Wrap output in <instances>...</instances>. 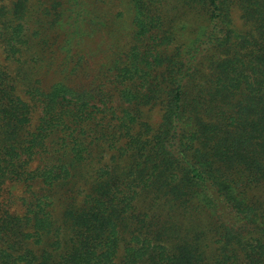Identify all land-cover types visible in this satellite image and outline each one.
I'll return each instance as SVG.
<instances>
[{
    "label": "trees",
    "instance_id": "trees-1",
    "mask_svg": "<svg viewBox=\"0 0 264 264\" xmlns=\"http://www.w3.org/2000/svg\"><path fill=\"white\" fill-rule=\"evenodd\" d=\"M46 1L47 24L28 32L33 1L0 0L8 56L28 64L50 30L82 64L104 18L89 28L86 0ZM130 1L126 49L112 35L89 86L20 89L0 60V264H264V0ZM93 154V186L61 226L30 189L74 178ZM11 182L32 193L22 214L4 207Z\"/></svg>",
    "mask_w": 264,
    "mask_h": 264
},
{
    "label": "rangeland",
    "instance_id": "rangeland-1",
    "mask_svg": "<svg viewBox=\"0 0 264 264\" xmlns=\"http://www.w3.org/2000/svg\"><path fill=\"white\" fill-rule=\"evenodd\" d=\"M32 18L29 21L28 25L33 29L28 32H33L34 30L43 29L40 19H44L46 24L48 22V17L45 15V9H42V14L39 13V0H32ZM46 1V0H45ZM89 6L86 7L88 15V26L89 28H94L97 26L95 23L90 21L92 16L96 14L104 18L105 24L101 28V31L95 32L94 35H91L85 40V51L81 52L85 55L86 61L82 64H79L77 57L76 58H67L65 53H60V44L61 39H57L53 31L48 30L46 37L48 39V44L44 45V48L36 47L35 53L30 56L28 54L20 57L24 60L27 59L28 64L22 63L21 60L13 59L12 56H8V53L4 45L0 41V60L6 65L11 73L15 75L23 84H20V89L26 87V83L30 81L28 78H32L33 83L37 80H40L39 83L43 88H49L52 84L60 81H64L69 85L73 83L84 82L85 85H90L94 76L97 73L96 67L105 59V55L101 53L103 49L110 48L112 44L110 43L112 35L117 37V40L113 43L117 45L119 52H123L125 47V34H128L129 30L133 28L132 17L133 10L130 0H86ZM47 6L51 7V2L46 1ZM53 11V10H52ZM235 21L237 24H240V18L238 11L235 10ZM30 28V29H31ZM122 39V40H121ZM37 40V39H35ZM117 42V43H116ZM92 55L93 53H96ZM91 54L92 56H89ZM102 57L104 59H102ZM37 59V61H36ZM35 63H39L35 67ZM30 65H34L32 68H29ZM22 78V76H24ZM19 76V77H18ZM25 94L24 92L22 93ZM147 117L153 122H157L161 117L160 107L147 108L146 109ZM38 115V113H37ZM107 158L110 154L108 149L103 154ZM93 159H91L84 168L78 172L74 178H69L66 182L61 185H56L53 189L43 190L41 189L40 184L34 186L33 189L38 194H46L48 200L52 201V209L54 211V217L56 222L66 227L63 219V212L68 206L77 203L83 195H85L93 186L94 178L93 172L90 170L92 167H98V154H93ZM101 161V158H100ZM29 188L24 186L22 183H13L8 184L4 190V207L10 208L12 212L22 214L25 210L26 204L25 201L31 197V192ZM258 193H264V188L258 190ZM139 203V208L141 207ZM65 232V231H64ZM66 233V232H65ZM123 244L121 247H124L125 241L130 239V236L122 232ZM123 245V246H122ZM121 254L119 253V259H121Z\"/></svg>",
    "mask_w": 264,
    "mask_h": 264
}]
</instances>
